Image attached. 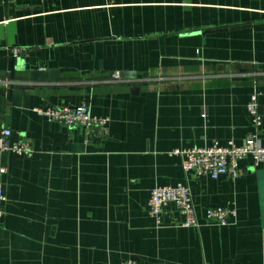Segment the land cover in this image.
<instances>
[{"label": "crops", "instance_id": "obj_1", "mask_svg": "<svg viewBox=\"0 0 264 264\" xmlns=\"http://www.w3.org/2000/svg\"><path fill=\"white\" fill-rule=\"evenodd\" d=\"M35 70L60 80L32 83ZM0 80L20 83L0 84V132L34 151L0 153V264H264V164L246 158L242 177L214 180L172 154L255 132L264 0H0ZM83 103L110 119L108 136L86 142L34 112ZM179 185L198 227L173 204L160 225L149 215L152 190ZM216 207L237 216L211 225Z\"/></svg>", "mask_w": 264, "mask_h": 264}, {"label": "built area", "instance_id": "obj_2", "mask_svg": "<svg viewBox=\"0 0 264 264\" xmlns=\"http://www.w3.org/2000/svg\"><path fill=\"white\" fill-rule=\"evenodd\" d=\"M17 56V52H14ZM119 81V75L113 77ZM0 84L10 86L20 85L17 82L0 80ZM260 93H253L248 103L255 132L248 136L243 145L239 146L231 141L227 146H220L215 143L212 146L203 148L177 149L172 152L175 156L182 158V167L185 173H192L196 177H210L217 180L227 177L233 181L242 177L245 169L241 162L249 158L251 167L257 168L264 164V146L261 143V132L264 131V104L258 101ZM34 112L45 117L50 122H56L67 127H82L86 132V142L90 137L96 136L104 138L109 135L108 125L110 119L94 116L88 104L80 106H59V107H37ZM204 114L206 111L204 110ZM12 132L8 128L0 132V153H13L18 156L31 157L34 151L29 142L19 140L11 141ZM6 167H0V221L4 217V203L6 196L3 190L2 177L6 174ZM173 204L184 216L182 226L185 228L198 227L192 193L188 186L179 185L156 187L152 190L149 200V215L157 224L162 223L165 209ZM237 216V211L233 207H216L209 209L206 220L211 225L228 226L230 220ZM121 264H138L134 259H128Z\"/></svg>", "mask_w": 264, "mask_h": 264}, {"label": "water", "instance_id": "obj_3", "mask_svg": "<svg viewBox=\"0 0 264 264\" xmlns=\"http://www.w3.org/2000/svg\"><path fill=\"white\" fill-rule=\"evenodd\" d=\"M124 73L121 74V78L124 77ZM134 78V74H130ZM30 82L32 83H47V82H59L60 75L57 70H35L30 72ZM16 89H28L25 86H17Z\"/></svg>", "mask_w": 264, "mask_h": 264}]
</instances>
